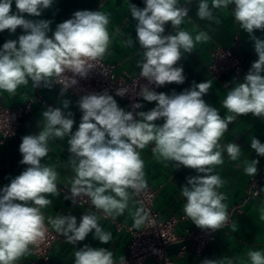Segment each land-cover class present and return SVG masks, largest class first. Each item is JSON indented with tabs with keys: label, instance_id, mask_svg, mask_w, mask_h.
Segmentation results:
<instances>
[{
	"label": "clouds",
	"instance_id": "9594fccd",
	"mask_svg": "<svg viewBox=\"0 0 264 264\" xmlns=\"http://www.w3.org/2000/svg\"><path fill=\"white\" fill-rule=\"evenodd\" d=\"M144 7L128 3L131 18L136 21V41L130 37L123 43L139 44L142 58L137 62L139 76L148 85L183 84L184 69L178 62L184 54L193 52L194 39L180 25L188 16L189 7L178 6L179 0H143ZM54 0H0V32L23 34L9 39L0 47V91L14 94L29 81L34 87L61 85V96L98 66L110 44L109 15L100 10H77L70 19L60 22L55 30L52 20L41 17ZM13 5L15 10H13ZM232 6V14L240 28L253 42L257 59L251 64L242 82L228 91L223 106L232 115L222 117L204 96L212 81L193 84L172 94L156 92L141 86L138 95L143 101L155 102L148 111H126L107 91L82 95L77 101L82 113L78 128L73 131V113L67 111L68 99L60 107L48 106L42 113V130L25 135L19 145L20 163L27 167L0 189V264H14L30 245L45 237V216L41 209L49 206V196H58V172L41 163L48 156L49 141L67 138L68 166L75 173L69 189L73 203L76 197H87L91 205L106 215H122L128 207L131 193L147 187L141 150L154 144L153 152L175 167L194 169L198 175L187 178L182 187L186 199L183 211L202 229H221L228 219L225 196L219 191L224 181L215 172L223 163L222 154L232 161L242 155L236 143L222 144L221 138L237 116L251 114L264 119V0H200L197 15L211 19L213 9ZM171 24L175 34H165ZM51 32V36H49ZM206 33L195 36V42L207 40ZM71 73L72 75H68ZM127 89H118L123 96ZM143 105L135 103L133 108ZM163 123H157V121ZM250 148L264 156V143L252 138ZM259 160L251 159L244 171L254 177ZM66 199L68 197H65ZM148 219L143 209L135 214V226ZM55 231L67 243L84 241L89 233L102 244L112 239L93 212L83 214L79 222L72 215L48 218ZM74 264H115L107 248L85 244L74 253ZM251 264H264V253L249 251ZM119 264H126L120 257ZM202 264H223L221 260L205 259Z\"/></svg>",
	"mask_w": 264,
	"mask_h": 264
},
{
	"label": "crops",
	"instance_id": "0c3cea01",
	"mask_svg": "<svg viewBox=\"0 0 264 264\" xmlns=\"http://www.w3.org/2000/svg\"><path fill=\"white\" fill-rule=\"evenodd\" d=\"M129 2L138 7H144L143 0H54L53 6L44 10L41 17L28 18L52 20L51 28L54 31L58 23L70 19L77 10H100L107 13L110 19L108 30L111 42L103 58L115 63L118 73L136 74L140 71L137 62L142 58L139 44L136 42L129 47L123 43L130 37L134 42L136 41V21L131 18L128 9ZM199 2L200 0H179L178 5L189 7L188 16L180 25V30L188 31L195 43L193 52L184 54L178 62V66H182L184 69L186 80L183 84H166L159 87L156 92L172 94L175 91L179 93L189 88L193 82L200 83L211 80L212 88L203 98L209 105L216 108L222 117H227L232 113L224 108L222 102L228 91L236 82H242L245 75L239 77L230 72L223 77L225 82L216 79L208 66L210 47L216 44L223 46L238 44L248 70L257 56L252 40L235 21L231 5L228 8L213 9L211 19H200L197 15ZM208 3L211 6V0H208ZM13 10H15L14 5ZM201 32L206 33L208 39L195 42V36ZM21 34L23 31L20 28H17L15 34H10L7 30L0 32V47L9 39H18ZM51 34L49 32V36ZM165 34H175L170 23L165 26ZM255 35L264 38V32L260 30H256ZM61 87L59 84H53L50 88L42 85L34 87L29 81L27 85L19 86L14 94L0 91V105H19L31 97L35 98L33 108L26 116V123L19 130L17 136L0 141V189L9 184L12 178L19 175L27 167L20 163L22 155L19 152V145L25 135L36 134L42 130L43 118L41 113L48 106L60 107L61 101L65 98L68 99L71 103L66 112L71 111L73 113L75 120L73 131L78 128L82 113L77 101L81 96H72L68 92L65 96H61ZM109 94L114 97L120 107L128 111L125 99L112 93ZM140 103L143 105L141 111H148L155 107V102L149 103L141 99ZM157 123H163V121H157ZM254 137L264 143V119L248 114L237 116L229 124L228 130L221 138L222 144L234 142L242 148V155L238 160L232 161L225 152L222 154L223 163L215 167L216 174L224 181L219 191L225 196L223 203L226 210L245 194L250 177L244 171L247 163H250L251 159H257L259 160L257 173L264 171V156H258L250 148L251 140ZM153 147L154 144L152 143L146 145L141 150V158L144 160L147 185H153L158 190L156 206L160 210V217L167 219L172 215H184L185 218L181 219L176 226L179 232H183L186 226L197 227L183 211L186 199L182 196V187L186 185L187 178L196 176L198 173L194 169L183 166L175 167L174 162L166 161L160 158L158 154H154ZM69 156L67 138L64 140L54 138L49 141L48 156L41 163L54 167L58 172L57 183L60 194L48 197L52 203L42 209L45 217L48 220V218L55 219L60 215H72L79 222L83 214L93 212L97 215L98 223L102 229L111 232L112 239L109 243L102 244L99 240L94 239L92 233H89L84 241L77 242V244H56L52 249L51 264H74L75 251L85 244L91 247L107 248L113 253L115 264H118L121 256L126 258L128 255L131 235L125 227H118L115 220L135 225V214L142 207L130 191L128 207L122 215L113 214L106 217L93 210L85 212L83 207L75 205L72 199L61 190L64 185L70 189L75 177L74 171L68 166ZM187 245L188 250L183 254H180L181 243H175L169 247L168 252L175 264H202L205 259L221 260L223 264H251L248 258L249 251L264 253V181L260 185V192L249 198L242 210L234 215L232 223L215 233V239L206 246L202 256H197L192 252L190 241L187 242ZM32 259L33 253L28 248L14 263L29 264Z\"/></svg>",
	"mask_w": 264,
	"mask_h": 264
},
{
	"label": "built area",
	"instance_id": "2783aa9c",
	"mask_svg": "<svg viewBox=\"0 0 264 264\" xmlns=\"http://www.w3.org/2000/svg\"><path fill=\"white\" fill-rule=\"evenodd\" d=\"M208 66L213 76L224 82L223 77L230 72L239 77L246 75L248 72L238 44L235 46H223L221 44L211 46ZM139 72L136 74L118 73L115 63L102 58L98 66L90 70L86 77H76L77 84L72 86L68 93L72 96H82L107 91L125 99L128 111L135 114L141 111V108H133V105L140 103L142 99L138 95L140 87L147 85L155 91L159 88L155 85H148L147 80L140 78ZM68 75L72 74L68 73ZM122 88L127 89L126 93L123 96L116 95L117 90ZM34 103L35 98L31 97L23 104L0 105L1 142L8 137L17 136L19 130L26 123V116L32 110ZM263 181L264 171L257 173L254 177H249L244 196L227 208L228 219L222 228L229 226L234 219V215L242 210L249 198L260 192V185ZM61 190L71 198V193L66 185L62 186ZM157 193V188L150 184L141 192L133 193L148 216L145 224L141 227L115 220L118 227H125L131 235L128 255L125 258L126 264H175L174 259L168 252L169 247L172 244L181 243L180 254H183L188 250L187 242L189 241L192 243V252L197 256H202L204 249L215 239V233L219 230L186 226L183 232L177 231L178 222L184 219L185 216L172 215L167 219H162L160 210L156 206ZM75 200L74 204L83 207L85 212L93 210L106 217L109 216L101 210L95 209L87 197H76ZM45 225L47 228L45 237L36 244L29 246L33 253V259L29 264H51L54 245L67 243L66 238L55 231L46 217Z\"/></svg>",
	"mask_w": 264,
	"mask_h": 264
}]
</instances>
